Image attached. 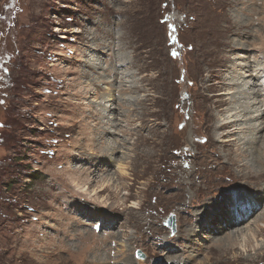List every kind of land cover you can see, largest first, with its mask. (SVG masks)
<instances>
[{"label": "rangeland", "instance_id": "374dc122", "mask_svg": "<svg viewBox=\"0 0 264 264\" xmlns=\"http://www.w3.org/2000/svg\"><path fill=\"white\" fill-rule=\"evenodd\" d=\"M246 59L264 0H0V264H264V199L187 235L261 194L215 128Z\"/></svg>", "mask_w": 264, "mask_h": 264}, {"label": "bare ground", "instance_id": "6f19581e", "mask_svg": "<svg viewBox=\"0 0 264 264\" xmlns=\"http://www.w3.org/2000/svg\"><path fill=\"white\" fill-rule=\"evenodd\" d=\"M233 44H236L235 46L237 48L236 49L237 51H241L243 53H246L249 50L248 48L245 47V44L240 45V41H235ZM238 58H241V57H239V55H238ZM229 59L230 58H226V61H228ZM247 61L248 60L246 59V63L241 64L242 65V68L240 70L241 72H237V75L232 76L229 80V82H230L228 84L229 86H231L233 88L237 86V88H235L236 92H234V93L231 92V93L225 94V95H231V98L223 101L225 103L228 102V106H227L228 108L222 110V112H223L222 117H221V119L218 118V123L216 124L215 128H216V130H218L217 143H225L226 144V143L230 142V138L237 137L234 140L235 142L231 141L234 143L233 146H234L235 150L230 149V151H232V153H233V157L230 159V157L228 156L229 157V158L227 157L228 161L230 162V164L232 166H237V167L242 168L238 172V176H237L240 181L238 179L237 180L239 182H245L246 185H247V183H250V181H251L252 182L251 184H255L256 191H259V194L260 193L261 194L257 198L251 199V197H250L249 200H251V201H248V203H242V202L238 201L239 202L238 205L243 206L244 212L241 211V209H239L238 213H236V216H235L234 212L231 213V211L226 210L227 212L225 211L224 213H222L221 217H219V216L214 217V214L216 212L215 209L214 210H208L202 214H198V216L199 215L200 216L199 217L197 216V226L195 228L191 227L189 229V231L187 233V235L189 237L193 236V234L196 235V234L201 232L197 227H199L203 230L204 225H207V227H208V225L211 221H212V223L215 222L217 224L218 223H222V224L226 223L227 224V222H228V224H230V225H234L235 222H238L239 224L241 222L244 223V221L246 222L245 219L249 216L250 211L251 210L253 211L254 206L258 205L259 201H262L264 199V184H262L263 183L262 181H261V183L258 182V181L262 180V178L264 176V135H262L264 132V77L262 75L264 73V67L262 66L263 63L260 61L255 60L253 62L254 66L250 60L248 62ZM229 68L232 69L234 67H233V65H231ZM228 71H229V69H228ZM125 72L126 71H124V73H122L124 76H125ZM125 79H126V77H125ZM242 101H244V102L242 103ZM108 120H109V118H108ZM109 123H111V121ZM219 131H221L222 133H219ZM101 138L103 139V141L105 143V149H104V151L101 152V154H102L101 157L102 158L109 157L110 160L113 159L114 161H116L114 158L115 155L113 156V154H115L114 151H116L118 148L121 149L122 146H124L126 144L125 140L118 141L116 138L113 140L105 141L103 135L99 137V140ZM223 138H227L229 140L224 139L223 142H220V139H223ZM107 152H108V154L106 155ZM109 153H111V155ZM224 157H226V156H224ZM99 167L100 166H97L95 171H93L95 174H98L101 172V170H100L101 168H99ZM231 169H233V168H231ZM73 171L76 173V169H73ZM121 172H122V170H121ZM230 172H231V170H230ZM113 179L114 178L110 177V179L107 183H112V181H114ZM114 183H116V182H114ZM194 187H193V189H194ZM96 195H97V193L92 195V196H96ZM239 197H240V199L243 198L242 195ZM191 201H192L191 203H193L194 199H192ZM221 206H224L223 202L221 203ZM222 208L223 207H221V209ZM224 208H225V206H224ZM90 212H91V210H88L87 213L90 215ZM237 214L241 217L240 220H238ZM263 215H264V209L260 213V215L252 221V223L253 222L256 223L257 221H260V218ZM220 219H222V220H220ZM204 229H205V227H204ZM260 231H261V233L263 232L262 229H260ZM254 235H256V234L254 233ZM117 239L119 240V238H117ZM119 242L121 243L122 240L121 241L119 240ZM228 244H229V246L234 245L235 241L230 240ZM123 245L124 246H122V245L121 246L124 248V250L126 252H128V250H130L129 245H127L125 243H123ZM119 246H120V244H119ZM106 258L107 257H102L101 259H103V261L105 262ZM134 258H133V260H130L128 258V261L124 262V264H134L135 263ZM175 258L176 257H173V259H172L174 264L177 263V260ZM97 260H98V258H97ZM172 261L169 262L168 264H173Z\"/></svg>", "mask_w": 264, "mask_h": 264}, {"label": "water", "instance_id": "95a60500", "mask_svg": "<svg viewBox=\"0 0 264 264\" xmlns=\"http://www.w3.org/2000/svg\"><path fill=\"white\" fill-rule=\"evenodd\" d=\"M168 227L171 229L172 233L175 234L177 229H176V220L175 217H170V219L168 220L167 223ZM137 258L143 260L144 259V255L141 252L137 253Z\"/></svg>", "mask_w": 264, "mask_h": 264}]
</instances>
